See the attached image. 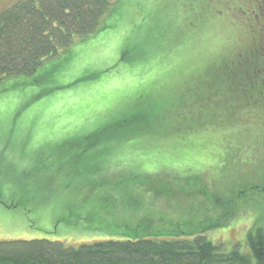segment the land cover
<instances>
[{"label":"rangeland","instance_id":"374dc122","mask_svg":"<svg viewBox=\"0 0 264 264\" xmlns=\"http://www.w3.org/2000/svg\"><path fill=\"white\" fill-rule=\"evenodd\" d=\"M111 1L117 15L102 24L114 31L71 44L70 65L57 79L39 71L4 82L0 242L46 240L76 248L167 240L174 231L200 234L225 252L248 251L247 234L264 228V192L255 188L264 189V107H241L223 98L218 82L209 86L201 76L213 56L233 49L236 27L210 25L208 13L190 0ZM121 56L124 71L131 62L164 74V80L149 79L146 92L156 97L104 105L85 100L95 91L108 93L117 81L108 78L80 95L74 88L37 104L50 87L94 81ZM187 68L196 74H185ZM75 102L90 106L78 113L85 115L81 122L63 118L65 105ZM115 104L123 111L110 112ZM56 123L68 129L54 132L40 149L42 128L56 129Z\"/></svg>","mask_w":264,"mask_h":264},{"label":"trees","instance_id":"16d2710c","mask_svg":"<svg viewBox=\"0 0 264 264\" xmlns=\"http://www.w3.org/2000/svg\"><path fill=\"white\" fill-rule=\"evenodd\" d=\"M113 15L116 16L117 13L112 7L111 0H39L38 8L28 4L0 14V87L3 85L4 89L0 88V99L4 98L5 95L2 94L9 88V84L4 82L10 78L12 80L28 78L38 75L40 71L45 74L50 73L51 80L57 79L61 71L66 69L68 64L70 65L67 49L71 44L91 34L114 31L113 26L102 24L106 17ZM236 29L238 36L233 49L228 53L213 56L209 63L206 62L202 66L201 76L204 77V83L209 86L218 82L223 98L235 100L241 104V107L262 108L264 107V27ZM56 59L62 61L52 63ZM58 62L61 65H57ZM182 71L185 74L191 71L196 74L193 68ZM107 73L105 70L100 71L101 80ZM142 76L147 79H143ZM163 76L164 74L159 70L153 72L134 68L129 62L119 79L117 78V81L111 85L106 98L101 97L95 103L103 105L112 101L132 103L131 99L142 102L143 99L156 97L157 94L154 95L153 92L147 93L146 88L148 83H153L149 79L161 77L164 80ZM91 82L88 79L83 83L79 80L71 81L67 84L71 89L62 87L57 91L50 87L51 91L45 93L37 104L52 99L55 96L53 94L70 93L74 88L78 93L83 92L85 87L95 86ZM205 84H202V87L207 86ZM155 85L157 88L164 87L160 83ZM92 94L94 97L99 92L95 91ZM84 97L85 100L91 98L90 95ZM117 105H110L109 111L113 109L123 111V106ZM89 110L90 106L86 104L82 106V102L67 103L63 118L70 119L76 116L81 122L85 119V115L81 117L78 113L87 114ZM156 123L163 122L158 119ZM67 129L59 128L58 131L65 132ZM51 134L52 132L47 130L40 136L44 140L40 149L43 150L42 146L46 144L47 137ZM31 149L34 150L33 142ZM255 188L264 192L260 186ZM165 235L169 236L167 240H155L151 237L128 238L120 241L104 240L82 244L76 248L46 240L0 242V264H264V228L253 229L247 234L248 251L244 253L236 248L225 252L221 244H213L200 234L180 235L171 231Z\"/></svg>","mask_w":264,"mask_h":264},{"label":"flooded vegetation","instance_id":"af4514ba","mask_svg":"<svg viewBox=\"0 0 264 264\" xmlns=\"http://www.w3.org/2000/svg\"><path fill=\"white\" fill-rule=\"evenodd\" d=\"M26 1L0 0V14L28 4L38 8L39 0ZM191 2H196L200 10L208 13L210 25L226 28L264 27V0H190Z\"/></svg>","mask_w":264,"mask_h":264},{"label":"crops","instance_id":"0c3cea01","mask_svg":"<svg viewBox=\"0 0 264 264\" xmlns=\"http://www.w3.org/2000/svg\"><path fill=\"white\" fill-rule=\"evenodd\" d=\"M97 35H99V34H97ZM97 35H95V36H97ZM104 36H106L105 34H103ZM121 58V57H120ZM58 60H60V61H62L61 59H56L55 61H52V63L53 62H57ZM122 63L123 61H122V58L120 59V60H116V62L114 63V64H110V66L105 70L106 72H112V73H114V74H112V73H110L107 77H105L104 79H108V78H112V79H119V77H120V75L124 72V67H122L121 66V63ZM49 64H51V63H49ZM57 65H61V63L60 62H58V64ZM122 68H123V71H122ZM117 72V74H115ZM79 81L81 82V83H83V82H86V79H79ZM92 80H90V82H91ZM95 81H101V76L100 77H98V78H96L94 81H92L93 83L95 82ZM94 84H96V83H94ZM65 89H71V86L69 85V87H64ZM65 94V93H64ZM108 95V94H107ZM101 97H104V98H106V93L105 94H98V95H96V96H91V98H89V99H96L97 101H98V99H100ZM104 98H102L103 100H105ZM67 105V104H66ZM65 105V106H66ZM60 119H62V117H56L55 118V120H60ZM14 126V125H13ZM54 128H56V129H52V130H50L51 132H52V134L54 133V132H62V131H58L59 130V128H61L60 127V125H59V123H56L55 124V126H54ZM42 130H43V135L45 134V132L48 130V129H44V128H42ZM64 133V132H63ZM51 134V135H52ZM29 135V134H28ZM50 135V136H51ZM49 136V137H50ZM49 137H47V138H49ZM47 138H45V139H47Z\"/></svg>","mask_w":264,"mask_h":264},{"label":"bare ground","instance_id":"6f19581e","mask_svg":"<svg viewBox=\"0 0 264 264\" xmlns=\"http://www.w3.org/2000/svg\"><path fill=\"white\" fill-rule=\"evenodd\" d=\"M17 206V205H16ZM137 239H141V238H137Z\"/></svg>","mask_w":264,"mask_h":264}]
</instances>
